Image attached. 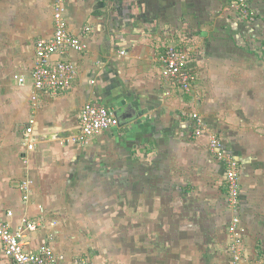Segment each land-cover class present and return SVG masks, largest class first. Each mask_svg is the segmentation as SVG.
Masks as SVG:
<instances>
[{
  "label": "crops",
  "instance_id": "crops-1",
  "mask_svg": "<svg viewBox=\"0 0 264 264\" xmlns=\"http://www.w3.org/2000/svg\"><path fill=\"white\" fill-rule=\"evenodd\" d=\"M233 2L66 0L69 29L86 49L53 56L74 62L76 78L68 89L45 90L34 101L35 44L55 33L54 0H0V213L13 228L22 216L47 224L26 235L30 249L45 243L54 231L49 222L56 221L50 244L64 254L61 264L80 258L95 264L264 261V135L237 133L226 123L213 131L206 126L207 133L197 135L192 117L197 112L205 119L203 114L213 107L215 96L205 90L197 94L198 87H210L216 77L222 88L239 86L237 76L226 75L239 67L231 60L242 57L246 34L231 10ZM253 4L257 7L258 0ZM171 47L188 48L194 55L189 66L196 79L189 92L164 76L163 56ZM204 94L195 109V97ZM87 102L116 114L128 107L136 115L87 144L81 135L46 139L80 127V111ZM30 126L32 149L26 143ZM212 134L239 161L245 228L240 260L229 250L227 166L211 154ZM153 152H159L154 159ZM26 181L31 184L27 200L22 191ZM95 182L107 186L102 199L113 202L83 210V185ZM115 193L122 197L121 212L116 211ZM118 213L126 240L122 256L115 258L91 236L108 231ZM0 264H12L1 242Z\"/></svg>",
  "mask_w": 264,
  "mask_h": 264
},
{
  "label": "built area",
  "instance_id": "built-area-1",
  "mask_svg": "<svg viewBox=\"0 0 264 264\" xmlns=\"http://www.w3.org/2000/svg\"><path fill=\"white\" fill-rule=\"evenodd\" d=\"M253 0H236L234 7L239 12L241 19L252 20L255 12L252 8ZM53 21L55 33L51 38H42L35 44V60L32 71L34 92L32 100L38 101L40 93L50 90L57 93L60 90L71 87L77 75V66L74 62L57 59L53 60L55 55L64 56L70 51L77 53L86 49L85 42L78 36L71 33L69 29V20L67 16L66 0H54ZM188 53L175 47L169 48L163 56L165 63L164 76L175 80L181 89L186 92L191 91L195 75L188 70ZM20 82L25 78L17 76ZM196 120V134L201 135L204 119L197 112L192 114ZM120 124L116 112L107 106L96 102H87L83 105L79 115V125L82 128L80 139L86 143L95 136L104 131L112 129ZM32 126L26 129V143L32 149L34 142ZM210 149L227 166V201L232 211L231 219L227 225L230 236L229 250L236 260L242 258V245L245 235V228L241 222V181L239 161L232 155L220 151L222 141L217 135L210 136ZM30 182L22 184L24 198L27 200L30 195ZM8 218L13 216V211L7 213ZM57 225L56 221L49 222V227L54 228L47 236L45 243L36 249H30L25 242L26 235L36 232L40 228H47V224L42 221L32 220L27 216H22L18 227L13 228L10 221L0 213V242L3 245L4 254L12 264H61L65 256L59 253L51 241L55 239ZM75 264H95L94 261L86 258H80ZM257 264H264L259 261Z\"/></svg>",
  "mask_w": 264,
  "mask_h": 264
},
{
  "label": "rangeland",
  "instance_id": "rangeland-1",
  "mask_svg": "<svg viewBox=\"0 0 264 264\" xmlns=\"http://www.w3.org/2000/svg\"><path fill=\"white\" fill-rule=\"evenodd\" d=\"M258 2L259 5L257 7H254V4H252V8L255 12V17L252 20L241 19L239 12H237L234 7L235 2L232 3L231 10L234 12L235 17L239 19V23L244 24V26L240 25V27H242L241 31H246V34L242 36V57H234L231 60L236 65H239V67L236 69V72H228L226 75L228 79L237 76L235 83L239 86L222 88L219 86L220 81L217 82L219 77H216V80H214L215 82L211 80L210 87H198L199 89L196 91L199 92H196L197 94H200V91L203 90L204 93L206 91L207 94L209 92L210 95L215 96L212 102V109L208 113L203 114L205 117V129H202V133L203 131L207 133L205 131L206 126L207 130L213 131L218 129L217 127L219 124L226 123L229 124L227 128L234 127L237 133L241 131L246 134V132H248L247 135H250L254 130L264 135V20L260 19L264 18V0H258ZM181 50H183V48H181ZM184 50L188 53V70L194 73L196 79V71L193 67L189 66L194 55H192L190 49L186 48ZM222 76H224V73H222ZM204 97L205 94L203 96L199 95L195 97V109L199 110L197 105L199 104L201 106ZM207 118L209 119V124ZM221 138L225 140L226 138H229V136H223ZM80 141L87 144L81 139ZM261 142H264V137L261 139ZM222 146L220 151L225 152V150H222ZM154 153L155 152L151 155L152 159H154L155 155L157 156L159 154V152L155 155ZM212 153L213 150L211 154ZM84 174L89 176L88 173ZM83 187V205L81 206L83 210H85V208L93 210L97 206L96 204L105 206L106 208L108 204L110 205L111 202H113L110 199H102L105 195H102V192L104 191L105 193V188L107 187L105 184L95 182L84 184ZM114 202L116 204V211L121 212V208H118L121 207V195L115 193ZM228 207L230 208L229 205ZM111 220V226L108 231H94L91 239L93 240V237L96 238L99 249H106L108 255L112 254L113 257L118 258L122 256L123 245L126 240L123 234V226L125 224L122 221L121 213L111 217Z\"/></svg>",
  "mask_w": 264,
  "mask_h": 264
},
{
  "label": "water",
  "instance_id": "water-1",
  "mask_svg": "<svg viewBox=\"0 0 264 264\" xmlns=\"http://www.w3.org/2000/svg\"><path fill=\"white\" fill-rule=\"evenodd\" d=\"M136 115V111L134 109H129L128 107L124 108L122 111H118L117 116L120 121H124L127 118H130L132 116ZM82 134V128L77 127L73 131H62L59 133H56L54 135H50L46 137V139H53V138H66V137H72V136H80Z\"/></svg>",
  "mask_w": 264,
  "mask_h": 264
}]
</instances>
